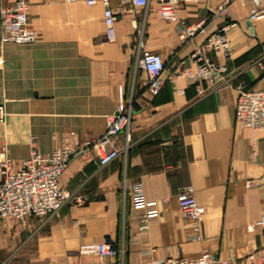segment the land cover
<instances>
[{
    "label": "crops",
    "instance_id": "0c3cea01",
    "mask_svg": "<svg viewBox=\"0 0 264 264\" xmlns=\"http://www.w3.org/2000/svg\"><path fill=\"white\" fill-rule=\"evenodd\" d=\"M226 1L182 3L177 20L161 16L159 0L128 5L117 18L116 40L107 36L101 0H29L34 43L4 42L0 28V104L7 112L0 149L7 148L14 167L33 149L51 152L70 131L81 143L100 137L121 102L132 107L119 138L128 142L126 154L101 165L91 149L64 170L60 183L79 201L71 198L47 217L1 222L0 264H154L204 250L225 263L251 264L248 255L264 250V128L235 116L239 83L264 89V17L251 19L250 4L240 0L227 4V14L216 13ZM203 19L206 31L183 40V24ZM227 24L229 54L206 50L226 66L225 81L179 75L196 68L192 52ZM139 45L165 60L155 94L136 65ZM137 182L159 209L146 221L133 206ZM184 188L204 207L199 223L179 208ZM106 234L123 252L101 257L82 250Z\"/></svg>",
    "mask_w": 264,
    "mask_h": 264
},
{
    "label": "built area",
    "instance_id": "2783aa9c",
    "mask_svg": "<svg viewBox=\"0 0 264 264\" xmlns=\"http://www.w3.org/2000/svg\"><path fill=\"white\" fill-rule=\"evenodd\" d=\"M76 2L78 0H64ZM88 5L98 0H85ZM104 6L103 18L106 24L107 36L116 40V21L118 16L127 12V6H147L150 0H118L119 5L114 7L110 0H101ZM198 0H159L160 14L168 20H177V9L180 4L197 2ZM234 0H227L218 12L227 14V4ZM250 4V18L264 17V0H240ZM29 3L27 0H12L8 5L0 6L1 40L17 44H30L37 40L36 32L29 26ZM207 19L195 23H184L181 30L183 40H192L197 34L206 31ZM229 24L220 28L217 33L207 37L206 42L198 46L191 54L196 61L195 69L185 67L179 75L190 79H205L210 82L222 83L225 81L227 68L214 61L207 49L224 48L229 54V43L226 30ZM136 65L142 67L148 74V87L155 94L162 85V73L165 69V60L156 51L139 45L136 56ZM238 98L235 107V116L244 126L264 128V89L249 88L244 82L237 86ZM6 111L0 104V122L5 120ZM132 119L130 103L121 102L118 112L107 116V127L103 135L90 140L79 142L76 133L70 131L64 136L62 143L51 152L43 154L36 149L31 150L29 156L18 167H14L7 148L0 149V173L3 176L0 182V224L6 218L25 222L29 215L47 217L57 212L71 198L80 200L72 192L64 188L61 177L70 161L79 155H86L94 149L101 165H107L115 158L126 154L128 142L121 143L119 138L129 127ZM133 206L143 210V220L159 214L156 200H147L141 183L131 186ZM178 204L184 216L199 223L204 214V207L197 201L190 188L182 189L178 194ZM198 230V225L195 226ZM197 238L198 235H195ZM85 252H94L101 257L116 255L123 252L119 248L118 240L111 234H106L99 242L84 245ZM251 264H264V250L260 253L252 252L248 255ZM1 264H7L2 262ZM38 264V263H31ZM154 264H229L221 261L211 252L204 250L195 258L172 257L155 261Z\"/></svg>",
    "mask_w": 264,
    "mask_h": 264
},
{
    "label": "rangeland",
    "instance_id": "374dc122",
    "mask_svg": "<svg viewBox=\"0 0 264 264\" xmlns=\"http://www.w3.org/2000/svg\"><path fill=\"white\" fill-rule=\"evenodd\" d=\"M28 1V3H29V6H30V2H29V0H27ZM4 105V104H3ZM5 108V107H4ZM6 111V110H5ZM5 117H7V112H6V115H5Z\"/></svg>",
    "mask_w": 264,
    "mask_h": 264
}]
</instances>
